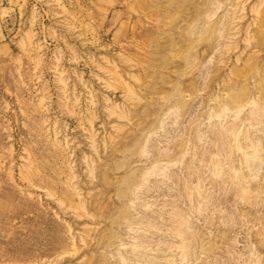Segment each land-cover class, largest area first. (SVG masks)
I'll return each mask as SVG.
<instances>
[{"label":"rangeland","instance_id":"obj_1","mask_svg":"<svg viewBox=\"0 0 264 264\" xmlns=\"http://www.w3.org/2000/svg\"><path fill=\"white\" fill-rule=\"evenodd\" d=\"M0 264H264V0H0Z\"/></svg>","mask_w":264,"mask_h":264},{"label":"bare ground","instance_id":"obj_2","mask_svg":"<svg viewBox=\"0 0 264 264\" xmlns=\"http://www.w3.org/2000/svg\"><path fill=\"white\" fill-rule=\"evenodd\" d=\"M256 112V111H255ZM233 132V131H232ZM237 136V135H236ZM236 142V141H235ZM241 144V143H240ZM220 147V146H219ZM232 151V150H231ZM234 154V153H233ZM223 155V154H222ZM240 166V165H239ZM231 168V167H230ZM222 169V168H221ZM218 170H220V169H218ZM232 173V172H231ZM236 173V172H235ZM218 175V174H217ZM239 175V174H238ZM247 176V175H246ZM233 177V176H232ZM217 178V177H216ZM235 178H236V176H235ZM224 179V178H223ZM232 181H234V180H232ZM214 183V182H213ZM240 183V182H239ZM228 185V184H227ZM232 189V188H231ZM242 197V196H241ZM224 208V207H223ZM223 211V210H222ZM231 213H233V212H231ZM217 216V215H216ZM232 216V215H231ZM218 217V216H217ZM219 219V218H218ZM238 219V218H237ZM217 221V220H216ZM220 221V220H219ZM182 223V222H181ZM186 223V222H185ZM221 223V222H220ZM179 224V223H178ZM225 224V223H224ZM180 225V224H179ZM183 225V224H182ZM187 225V224H186ZM229 230V229H228ZM181 231V230H180ZM226 231V230H225ZM182 232V231H181ZM182 235V234H181ZM180 236V235H179ZM222 236V235H221ZM224 236V235H223ZM221 239V238H220ZM182 240H183V238H182ZM234 244V243H233ZM219 245V244H218ZM203 252V251H202ZM232 255V254H231ZM210 256V255H209ZM226 256V255H225ZM216 257V256H215ZM184 261V260H183ZM197 261V260H196ZM212 261H214V260H212Z\"/></svg>","mask_w":264,"mask_h":264}]
</instances>
